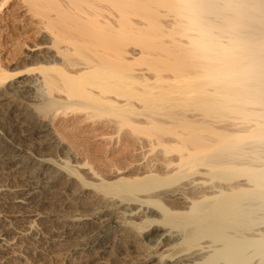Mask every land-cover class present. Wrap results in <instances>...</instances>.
Here are the masks:
<instances>
[{
	"label": "bare ground",
	"instance_id": "6f19581e",
	"mask_svg": "<svg viewBox=\"0 0 264 264\" xmlns=\"http://www.w3.org/2000/svg\"><path fill=\"white\" fill-rule=\"evenodd\" d=\"M170 6L174 16L186 19V31L197 35L200 46L218 51L219 56L215 54L222 65L211 70L215 73L205 82L218 88L210 89L215 93L206 92L204 98L214 106L231 107L238 113L233 119L242 124L263 119L264 0H174ZM80 46L76 51L84 48ZM56 58H60L58 52L43 62L52 70H64ZM87 61L79 62L71 72L65 69L63 80L79 90L90 85L96 93L89 92L88 97L95 106L117 103L116 98L99 96L110 91L114 66ZM124 63H119L122 68L118 70L127 77ZM8 77L0 75V84L8 82ZM14 87L10 83L7 89ZM0 100L8 99L3 95ZM61 101L51 99L41 110ZM1 109L0 133L19 130L25 136L39 129H32L29 116L13 106ZM247 125L231 132L235 138L225 137L196 152L185 149L177 157L167 155L161 167L149 161L150 165L128 177L92 184L94 188L77 176V170L53 159L36 158V165L30 167L31 156L21 160L0 142V167L14 182L0 184V264H25L24 254L42 257L50 252L63 253L66 261L78 264H90L104 254L126 256V264H244L256 257L263 264L264 121ZM39 139V144L49 140ZM18 150L27 153L28 149ZM192 167L196 177L167 188L174 181L172 176ZM210 174L229 181L206 185L204 177ZM96 187L113 195L103 196ZM131 251L136 254L130 256Z\"/></svg>",
	"mask_w": 264,
	"mask_h": 264
},
{
	"label": "rangeland",
	"instance_id": "374dc122",
	"mask_svg": "<svg viewBox=\"0 0 264 264\" xmlns=\"http://www.w3.org/2000/svg\"><path fill=\"white\" fill-rule=\"evenodd\" d=\"M110 1L0 0V75H8L10 81L0 84V98L5 95L8 99L0 100V109L13 106L29 116L28 125L32 129L39 128L25 136L19 130L9 135L1 132L0 142L22 157L21 160L31 156L34 164L28 166H35L36 158L53 159L77 170V176L93 187L92 184L128 177L150 162L161 167L167 155L177 157L189 148L196 152L225 137L235 138L231 132L244 125L264 121V118H254L257 120L242 124L233 119L238 113L231 107H217L204 98L206 92L214 94L212 90L218 88L213 89L214 86L205 82L222 64L217 61L218 51L213 53L209 47L200 46L197 35L186 31V19L174 16L170 6L174 0ZM80 45L84 46L80 48L83 53L79 50L81 54L76 51ZM55 52L60 56L56 58L57 66L68 72L87 60L114 66L117 71L112 72L115 78L110 82L112 89L99 96L116 98L118 102L106 105L107 108L95 106L94 100L88 97L93 91L90 85L75 89L63 80L64 70H52L47 67L50 64L43 62ZM119 63L126 64L127 75H124L127 77L121 76ZM121 77L124 82L118 79ZM10 83L16 85L15 89H7ZM54 98L61 99L62 103L43 112V104ZM253 104L257 109L258 105ZM40 136L47 137L48 143L40 145ZM19 147L29 151L25 153ZM151 147L155 149L147 152ZM152 158L156 160L151 161ZM194 169L187 172L184 169L172 176L174 181L167 188L178 187L196 177L192 175ZM215 176H205V184L229 181ZM12 183L13 179L0 167V184ZM96 189L103 196L113 195L99 187ZM164 202L161 201V206ZM23 246L20 243V248ZM102 257L90 264H126V256L115 258L104 254ZM258 258L244 264H258ZM23 262L76 263L66 261L63 253L51 252L42 257L24 254Z\"/></svg>",
	"mask_w": 264,
	"mask_h": 264
}]
</instances>
